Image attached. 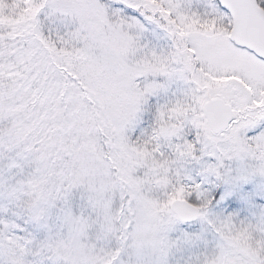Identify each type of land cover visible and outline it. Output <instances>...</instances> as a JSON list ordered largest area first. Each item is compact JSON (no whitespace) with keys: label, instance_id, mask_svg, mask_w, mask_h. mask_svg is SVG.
Returning a JSON list of instances; mask_svg holds the SVG:
<instances>
[{"label":"snow or ice","instance_id":"snow-or-ice-1","mask_svg":"<svg viewBox=\"0 0 264 264\" xmlns=\"http://www.w3.org/2000/svg\"><path fill=\"white\" fill-rule=\"evenodd\" d=\"M0 264H264V0H0Z\"/></svg>","mask_w":264,"mask_h":264}]
</instances>
